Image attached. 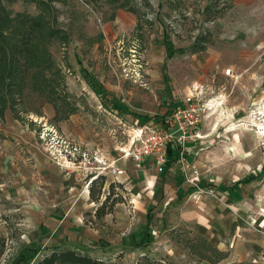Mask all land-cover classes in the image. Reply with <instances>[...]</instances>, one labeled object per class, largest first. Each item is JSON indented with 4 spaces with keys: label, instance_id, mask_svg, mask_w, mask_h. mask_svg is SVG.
Masks as SVG:
<instances>
[{
    "label": "rangeland",
    "instance_id": "rangeland-1",
    "mask_svg": "<svg viewBox=\"0 0 264 264\" xmlns=\"http://www.w3.org/2000/svg\"><path fill=\"white\" fill-rule=\"evenodd\" d=\"M20 16L44 17L68 40L40 42L60 72L55 81L46 70L54 92L27 87L0 115V264H27L21 255L52 245L107 264H264V6L0 0V28L15 29ZM196 92L205 103L200 136L183 161L163 180L142 166L131 188L115 180L109 213L96 216L112 180L101 174L105 187L92 201L88 185L102 169L90 161L98 141L114 153L113 109L165 117Z\"/></svg>",
    "mask_w": 264,
    "mask_h": 264
},
{
    "label": "trees",
    "instance_id": "trees-1",
    "mask_svg": "<svg viewBox=\"0 0 264 264\" xmlns=\"http://www.w3.org/2000/svg\"><path fill=\"white\" fill-rule=\"evenodd\" d=\"M4 19L6 18L0 17V25H5ZM16 22L17 26L13 29V35L5 33L8 28H0V115L3 114L7 106L13 110L14 102L20 99L27 87L30 88L31 86L42 93L46 90L50 94L54 92L53 79L47 78L46 70L53 73L52 76L55 77V81L60 72L54 66L51 54L45 46H40V42L43 38L48 40L53 37L68 40L65 31L54 28L44 17L20 16ZM13 30L10 29L9 31ZM165 48L166 59L170 57L172 48L166 45ZM69 110L72 111V109ZM56 112L62 118H66L72 113L61 114L58 109ZM166 154L165 167L167 169L177 161L180 153L179 149L167 146ZM105 179V176L98 174L88 185L89 198L92 201H99L105 187ZM113 182L115 181L109 182L108 195L104 197L101 205L95 209L96 216L101 217L109 213L111 206L107 210L105 207L110 193L115 187ZM95 184L98 186V190H95L93 186ZM118 185L123 188L120 183ZM146 215L147 219L142 232L147 233V237H149L150 224L153 218L151 210L147 211ZM20 260L25 261L27 264H107L100 259L90 257L87 252L78 251L76 248L62 247L61 245H52L42 251H35L34 254L21 255Z\"/></svg>",
    "mask_w": 264,
    "mask_h": 264
},
{
    "label": "built area",
    "instance_id": "built-area-1",
    "mask_svg": "<svg viewBox=\"0 0 264 264\" xmlns=\"http://www.w3.org/2000/svg\"><path fill=\"white\" fill-rule=\"evenodd\" d=\"M140 68L142 65L137 63ZM231 68H227L224 74L231 75ZM199 92L191 93L184 97V105L179 108L176 107L168 113L163 119V126H152L147 128V133H144L143 128H138L133 132H127L125 129L121 130L120 134L124 135V140L120 141L122 147L118 149L119 158H130L136 167H140L147 158H153L154 167L159 173L165 172L167 169L165 163L167 161L166 149L167 146L179 149V158L182 160L183 151L187 147L189 141H197L199 133L198 127L201 121V108L205 103L201 102ZM198 94V95H197ZM112 112L113 118H116ZM117 120V118H116ZM115 122V119H114ZM121 123L119 120L117 121ZM119 131L116 128L111 129V137L117 138ZM81 160V159H80ZM118 159L109 160L107 163L99 160L102 171L98 174H107L112 176V181L119 182V178L123 176L124 170L117 165ZM100 167V166H98Z\"/></svg>",
    "mask_w": 264,
    "mask_h": 264
},
{
    "label": "crops",
    "instance_id": "crops-1",
    "mask_svg": "<svg viewBox=\"0 0 264 264\" xmlns=\"http://www.w3.org/2000/svg\"><path fill=\"white\" fill-rule=\"evenodd\" d=\"M232 1L237 7L239 5H244V6L251 7V8L264 6V0H232ZM258 13L259 12L257 10H254L253 13H251L250 15L251 16H256ZM116 16H117V18L118 17H122L123 14L122 13H116ZM125 20L127 22H130L132 19H130V17L127 16ZM183 104H184V102H183ZM113 110H114V114H115V116L117 118V120H116V118H113V119H115L114 128H116L119 131V134H118L117 138H113V136H112V140H113L112 143H113L114 153L112 152L113 153L112 154V153H110V151L106 152L105 150H107V147H106L104 141H101V142L98 141L99 143L98 144L96 143V147L97 148H96V150H94L95 158L92 159L90 162H92L91 166H93V165H100L99 160H103V162L107 163L109 160L118 159L117 165L120 166L121 168H123V170H124L123 176L119 178V183H121V185H124L125 188H131L132 185H133L132 184V179L138 178V176L143 174V171L139 170V168H137L135 166V164L133 163V161L130 158H128V157H122V159L119 158L120 155H119L118 149L120 147H122V145L120 144V141H117V140L119 139V140H123L125 142V140H124L125 136L120 134V132H121L122 129L123 130L125 129L127 132L131 133V132L135 131L138 128H143L144 129V133H147V131H148L147 128H149V127L150 128L152 126L162 127L163 126V118L164 117H162V116L161 117L151 116V117H141L140 118L138 116L134 117L131 114L120 112L119 110H116V109H113ZM45 112L49 116H53L54 115V112H53L52 108L50 110L47 108ZM118 120L121 123H123V124L120 125L119 122H117ZM79 135L83 136V134L81 132L79 133ZM92 142H93L92 139L87 141V144H88V146L90 148H91V145L94 144V142L93 143ZM189 142L193 143L194 141H189ZM108 143H109V141H108ZM188 143H187V145H188ZM172 165H170L168 168L170 169V167ZM141 166H140L141 168H147V170L149 169V167L154 168V160H153V158H147L142 163ZM168 168H167V170L165 172L159 173L161 175V177H162V180L164 179L163 177L168 178V176H166V174L169 172ZM145 172H146L145 181L147 180V184L151 185V182L153 183L154 179L152 181L150 179L147 171H145ZM109 177L112 180V176L109 175ZM146 219H147V215H146Z\"/></svg>",
    "mask_w": 264,
    "mask_h": 264
},
{
    "label": "bare ground",
    "instance_id": "bare-ground-1",
    "mask_svg": "<svg viewBox=\"0 0 264 264\" xmlns=\"http://www.w3.org/2000/svg\"><path fill=\"white\" fill-rule=\"evenodd\" d=\"M212 101V100H211ZM262 108V107H261ZM260 114V118L261 117H264V110H260L259 112H257ZM253 125V124H252ZM258 127V126H257ZM259 131H258V134H260L261 136H264V123L260 124L259 125Z\"/></svg>",
    "mask_w": 264,
    "mask_h": 264
}]
</instances>
